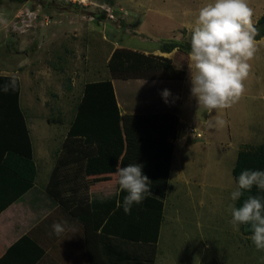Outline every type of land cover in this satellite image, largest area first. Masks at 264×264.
<instances>
[{"label": "rangeland", "instance_id": "374dc122", "mask_svg": "<svg viewBox=\"0 0 264 264\" xmlns=\"http://www.w3.org/2000/svg\"><path fill=\"white\" fill-rule=\"evenodd\" d=\"M144 8L141 11L148 12ZM159 8L148 7L146 24L151 18L156 25L162 23ZM133 16L126 0H87L86 5L71 0H0V73L21 80L25 112L35 116L33 123L40 129L41 138L36 132L33 137L40 178L48 176L52 166L58 170L63 167L59 178H64L65 164L59 168L55 160L62 155L66 133L87 83L111 81L121 109L130 108V81L140 80L132 76L141 72L113 77L108 64L114 51L163 57L158 53L164 42L174 39L191 45L193 27L180 28L164 20L166 29L173 30L165 33L149 24L140 26L144 18ZM168 57L163 58L185 73L184 84L183 80L168 84L173 89L185 87V95H189L183 103L182 120L193 125L198 114L207 117L208 124L201 129L203 138L199 132H190L199 135L194 141L199 140L189 146L190 152L181 160L184 168L179 169L192 179L189 184L198 186L177 187L171 182L166 190L155 264H264V251L255 248L250 236L241 234L240 225L233 227L229 210L236 202L230 198L236 186L232 176L236 154L244 145L256 147L264 142V97L260 95L261 89L264 93V49L249 61L251 71L239 100L212 112L199 107L191 94L188 54L174 50ZM100 181V186L92 188V195L111 198L117 191L115 179L102 177Z\"/></svg>", "mask_w": 264, "mask_h": 264}, {"label": "trees", "instance_id": "16d2710c", "mask_svg": "<svg viewBox=\"0 0 264 264\" xmlns=\"http://www.w3.org/2000/svg\"><path fill=\"white\" fill-rule=\"evenodd\" d=\"M256 26L260 32L256 39L259 40L264 37V15ZM190 47L171 39L164 42L159 51L169 54L178 50L188 54ZM108 67L115 78L129 76L132 72H141L139 76H130L142 80H183L185 75L184 71L172 67L169 59L122 49L114 51ZM0 81L4 86L9 85L7 92L0 93L5 102L0 109L1 113L6 112L10 121L5 147L8 153L0 160L1 212L12 200L33 187L37 171L26 120L19 105V79L6 76L0 77ZM13 81L14 88L11 86ZM177 128L178 118L170 113L121 114L109 80L84 86L64 148L68 145L86 146L84 172L88 176L115 173L118 164L126 167L138 163L149 178L151 189L140 204H133L130 214L124 212L123 199L127 193L121 189L107 201L72 202L70 214L82 226V243L89 264H155ZM72 139L79 142L75 144ZM63 154L64 151L60 158H56L59 168L66 164ZM61 169L55 167L52 171L47 193L62 206L64 201L59 198L64 190V178H59ZM243 170L264 171V142L256 147L244 145L238 151L232 168L234 181ZM13 183L19 186L15 187ZM15 189L17 192L13 193ZM247 195L264 196V192L253 187L234 206H242ZM240 231L243 236L252 235L249 225H240Z\"/></svg>", "mask_w": 264, "mask_h": 264}, {"label": "crops", "instance_id": "0c3cea01", "mask_svg": "<svg viewBox=\"0 0 264 264\" xmlns=\"http://www.w3.org/2000/svg\"><path fill=\"white\" fill-rule=\"evenodd\" d=\"M128 3V9L134 13L135 18L139 19L143 17L142 24L140 26L157 27L165 33H171L173 30L166 29L164 20L171 22L170 24L179 25L180 28H191L194 27L195 21L198 16L199 9L208 3H212L213 0H183V5L180 4V0H126ZM157 1H159L157 4ZM159 5L160 9V20L162 23L156 25L155 21L151 18L147 23L148 18V7H153ZM249 6L254 10V23L264 15V4L261 0L260 4L258 0H248ZM147 7L148 12L145 10ZM148 5V6H146ZM187 5V6H184ZM143 6V8H142ZM142 8V9H141ZM151 9V8H150ZM142 10V11H141ZM176 10V11H175ZM183 10V12H182ZM182 12V13H181ZM174 13V18H169ZM155 18V17H153ZM179 28V29H180ZM176 31V30H175ZM264 38V37H262ZM260 38L258 41H261ZM264 49V42H260L257 45V52ZM256 52V53H257ZM165 58H169V54H161ZM12 76L4 73H0V77ZM20 82V92H19V105L24 113V117L27 124V129L29 132V137L32 145V156L33 161L36 165V176L33 183V187L12 200L13 202L0 212V264H89L88 259L84 252L83 247V229L82 226L73 219L70 214V209H72V202L79 200L82 202H92V201H107L117 195L120 187L118 184V177L113 173H104L96 176H88L84 172V165L87 159L86 146L78 145L71 146L68 145L64 148V161H65V171L63 179V193L59 198L63 199L64 204L61 206L54 202L53 195L48 194L49 185L51 183V171L48 172V176L40 178V166L38 150H35L33 137L41 138L40 129L37 127L36 123H33L35 119L33 115L26 114L24 103L22 100V83ZM130 100L128 109L122 108L119 104L118 97H115L121 114H154V113H170L178 118V128L176 138L173 141V156L171 161V167L169 172L167 191L170 187V183H175L178 187L179 185L188 184V187L198 186V183L189 181L192 179L188 178L187 175L179 173V169L184 168L182 166V157H187L190 150L188 149L190 145H195L197 139L196 136L190 134V129H195L202 136V130L206 126V118L201 115L194 116L193 125H189L184 122L181 118L182 109H184L183 103L185 99L189 98V95H185V87L181 89H173L172 86L168 85L173 82V80H134L130 81ZM186 82V79L181 81ZM0 81V93L3 92L4 85ZM168 90L170 96L167 103L162 97V92ZM150 92V95L146 94ZM260 95L264 97L263 89H261ZM0 95V108L3 107L5 102ZM134 102V103H132ZM194 104V97H192V105ZM193 110L196 111V108ZM6 112L1 113L0 109V160L7 156L8 148L6 147L7 139L6 132L10 129V121ZM47 121V120H46ZM48 126V123L45 122ZM251 124H249L250 127ZM212 132V131H211ZM213 134V133H211ZM250 134L251 133H247ZM67 135V133H66ZM203 138V136H202ZM179 141V149L176 148V144ZM231 140L230 134H228V141ZM247 139L245 141H250ZM244 141V142H245ZM186 148V150H185ZM228 148V146H227ZM224 150V149H222ZM63 153V152H62ZM237 156V154H236ZM50 158V157H49ZM1 160V161H2ZM236 160V158H235ZM56 162V160H55ZM175 171V174H174ZM109 177L115 179V184L117 191L112 195L111 198L95 197L92 195V188L95 186H100V178ZM176 180L183 182L181 184L177 183ZM17 182V181H16ZM98 184V185H97ZM15 187L19 186L17 183H13ZM172 187V186H171ZM97 188V187H96ZM174 190L175 187L173 186ZM177 189V188H176ZM18 190V188H17ZM15 189L13 193L17 192ZM9 191L10 193H12ZM166 191V196H167ZM8 193V192H6ZM165 196V199H166ZM164 199V201H165ZM164 221V207H163V220ZM54 223H64L66 230L60 236H56L52 231V225ZM160 225V230H161ZM160 237V233H159ZM159 242V239H158ZM102 250V249H101ZM100 250V251H101ZM158 251V243H157ZM157 257V253H156ZM156 261V260H155Z\"/></svg>", "mask_w": 264, "mask_h": 264}, {"label": "clouds", "instance_id": "9594fccd", "mask_svg": "<svg viewBox=\"0 0 264 264\" xmlns=\"http://www.w3.org/2000/svg\"><path fill=\"white\" fill-rule=\"evenodd\" d=\"M254 10L248 0H213L201 7L195 25L191 30V47L188 52L191 94L199 107L212 112L227 109L245 92L244 81L251 71L250 60L257 52V45L264 42L256 39L259 28L254 23ZM11 86L15 87L13 81ZM3 90L7 92L9 85ZM170 92L164 90L162 97L167 103ZM118 177L121 191L127 194L123 199V209L130 214L133 204H140L149 194V178L143 174L142 165H117L114 173ZM231 200L237 201L253 187L264 192V171L243 170L235 179ZM117 202V207H120ZM230 223L234 228L249 225L250 240L255 248L264 251V196L247 195L242 206L229 205ZM66 230L64 223H54L52 231L60 236ZM264 261V257H261Z\"/></svg>", "mask_w": 264, "mask_h": 264}, {"label": "built area", "instance_id": "2783aa9c", "mask_svg": "<svg viewBox=\"0 0 264 264\" xmlns=\"http://www.w3.org/2000/svg\"><path fill=\"white\" fill-rule=\"evenodd\" d=\"M86 1L87 0H71V2H73V4H78V5H86ZM190 132L192 133H196V131L194 129H190ZM196 137L198 138L199 135H196Z\"/></svg>", "mask_w": 264, "mask_h": 264}]
</instances>
